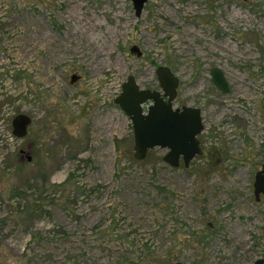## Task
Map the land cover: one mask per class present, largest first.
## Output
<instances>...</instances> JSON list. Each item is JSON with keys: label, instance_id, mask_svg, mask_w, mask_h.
<instances>
[{"label": "rangeland", "instance_id": "1", "mask_svg": "<svg viewBox=\"0 0 264 264\" xmlns=\"http://www.w3.org/2000/svg\"><path fill=\"white\" fill-rule=\"evenodd\" d=\"M92 16L123 33L122 66L93 61ZM160 66L180 80L174 107L202 112L203 155L187 167L160 148L137 160L115 103L130 76L162 92ZM263 164L264 0H148L139 18L132 0H0V264H255Z\"/></svg>", "mask_w": 264, "mask_h": 264}, {"label": "water", "instance_id": "2", "mask_svg": "<svg viewBox=\"0 0 264 264\" xmlns=\"http://www.w3.org/2000/svg\"><path fill=\"white\" fill-rule=\"evenodd\" d=\"M136 17H141L148 0H132ZM131 53L138 57L142 52L137 46L131 48ZM156 74L162 92L142 90L136 79L130 76L123 84L122 94L115 103L130 118L135 139V158L145 160L148 153L156 148L167 149L164 162L172 167L180 165L181 158L187 167L197 156L203 155L198 136L203 132L202 112L198 108L184 106L174 107L178 95L179 78L167 66H160ZM211 77L216 87L224 94L229 93V86L222 70L213 68ZM79 77L73 76L71 83ZM32 118L26 114L18 115L13 121V135L22 140L27 137ZM31 162L32 158L29 157ZM254 193L258 201L264 195V164L262 170L255 176ZM183 264V263H177ZM255 264H264V259H258Z\"/></svg>", "mask_w": 264, "mask_h": 264}, {"label": "bare ground", "instance_id": "3", "mask_svg": "<svg viewBox=\"0 0 264 264\" xmlns=\"http://www.w3.org/2000/svg\"><path fill=\"white\" fill-rule=\"evenodd\" d=\"M77 7H79V5L73 3V6L70 12L68 13L69 17H70V14H72L74 18L76 17ZM90 20L92 24L87 26L85 31L91 32L93 31V29L98 30L100 32L101 41H102L101 43L98 42L99 44H92L89 46V50L92 53L93 61L96 62L97 66H100V68H103V69L107 66H112V65L116 67L122 66V61L120 57L114 55V53L111 50V47L115 39L118 38V36L123 33L116 31L115 29L105 31L103 33V31H100L102 28V25L96 21V17L92 16Z\"/></svg>", "mask_w": 264, "mask_h": 264}, {"label": "flooded vegetation", "instance_id": "4", "mask_svg": "<svg viewBox=\"0 0 264 264\" xmlns=\"http://www.w3.org/2000/svg\"><path fill=\"white\" fill-rule=\"evenodd\" d=\"M212 81H213V80H212ZM179 87H180V86H179ZM178 89H179V88H178ZM261 196H262V195H261ZM261 196H260V198H261ZM255 198H256V197H255ZM260 198H259V200H260ZM259 200H258V201H259Z\"/></svg>", "mask_w": 264, "mask_h": 264}]
</instances>
